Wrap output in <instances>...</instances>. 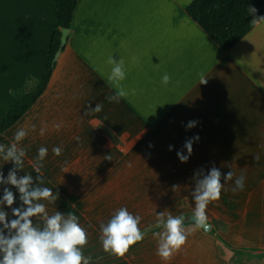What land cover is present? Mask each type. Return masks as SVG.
<instances>
[{"label": "crops", "instance_id": "1", "mask_svg": "<svg viewBox=\"0 0 264 264\" xmlns=\"http://www.w3.org/2000/svg\"><path fill=\"white\" fill-rule=\"evenodd\" d=\"M192 1L80 0L46 90L0 134V144L10 146L19 128L28 131L18 144L27 152L18 175L35 179V166L43 164L42 186L58 199L41 202L49 215L58 210L79 218L88 237L84 255L91 256L92 264H230L229 251L223 252L218 239L195 224L184 226L186 243L168 260L157 255L154 233L163 229L146 234L124 256L105 252L100 242V224L113 215L103 204L127 205L143 219L151 210L142 208L144 203L165 202L167 187L194 189V174L213 166L234 173L220 202L237 204L227 216L236 234L244 237L247 229L260 237L258 242L264 241V19L224 51L188 15ZM55 25L54 0H0V121L16 103L13 91L23 89L29 77L42 76ZM112 57L123 61L127 72L121 85L128 94L118 103L107 99L117 90L107 80ZM165 74L170 77L167 84L162 82ZM96 104L102 105L100 112L92 111ZM189 121L196 127L187 129ZM241 133L252 134V147H230ZM196 136L191 156L182 163L177 152L187 155L184 144ZM42 146L48 155L41 162ZM55 147L61 148L58 156ZM12 167L0 158L5 176ZM240 175L245 176L244 190L233 192ZM133 180L145 188L144 198L151 194L154 199L138 200L130 191ZM117 183L123 187L121 195L86 196ZM6 187L18 200L17 190ZM90 201L97 206L88 211ZM32 219L43 223L39 217Z\"/></svg>", "mask_w": 264, "mask_h": 264}, {"label": "clouds", "instance_id": "2", "mask_svg": "<svg viewBox=\"0 0 264 264\" xmlns=\"http://www.w3.org/2000/svg\"><path fill=\"white\" fill-rule=\"evenodd\" d=\"M250 13L256 14L255 7H249ZM109 63L113 65L111 73L107 77L110 85L116 87V93L107 97L110 102H119L127 96V91L121 85L126 79L127 72L123 61H116L110 58ZM170 77L165 74L162 82L167 84ZM202 83H206L204 80ZM90 107V106H89ZM102 110L101 104L92 108L94 112ZM187 129L196 127L195 121H189ZM45 129H41L43 135ZM28 135V131L19 128L14 135V143L10 146L0 144V158L5 163L11 162L13 167L7 176L0 168V186L3 187V194L0 195V264H92L91 256L84 255V247L88 244V237L85 229L80 225L79 218L71 213L67 215L56 210L49 215L46 204H53L57 201L58 195L48 187H43L44 176L40 174L43 164L35 166L37 173L35 179L31 174L18 175L23 170L24 157L27 152L18 144ZM196 136L185 142L184 148L187 155L177 152V157L182 163H186L193 151V142L198 140ZM172 150V146H169ZM55 155H60L61 148H53ZM48 155L46 147L38 149V160L44 161ZM234 173L229 171L222 173L215 166L207 173L203 169L194 174L195 188L192 197L195 201V213L192 216L197 227H206V208L209 203L219 201L221 192L225 189L228 181H233ZM13 186L19 196L6 187ZM245 187V176L240 175L234 180L233 192L243 191ZM18 206L13 207L17 204ZM11 210L12 219H9ZM33 217H39L43 221V227L34 226ZM142 217L139 214H132L126 207L116 210L109 221L100 224V242L105 252L113 255L124 256L129 248L145 239L146 231L139 226ZM184 218L174 217L171 214L165 216L164 212L156 214V227L163 231L154 233L158 237L157 255L168 260L175 252L182 249L187 240V233L183 227Z\"/></svg>", "mask_w": 264, "mask_h": 264}, {"label": "trees", "instance_id": "3", "mask_svg": "<svg viewBox=\"0 0 264 264\" xmlns=\"http://www.w3.org/2000/svg\"><path fill=\"white\" fill-rule=\"evenodd\" d=\"M80 0H54L56 25L47 52L42 76L28 78L23 89H15V105L0 121V134L16 124L46 90L56 66V55L61 45V29H72L74 14ZM249 7H255V15ZM188 15L222 50L230 51L264 19V0H193L187 7ZM29 87V90H25Z\"/></svg>", "mask_w": 264, "mask_h": 264}, {"label": "rangeland", "instance_id": "4", "mask_svg": "<svg viewBox=\"0 0 264 264\" xmlns=\"http://www.w3.org/2000/svg\"><path fill=\"white\" fill-rule=\"evenodd\" d=\"M25 90H29V87ZM237 137H234L231 142L232 145L230 147L233 146L234 148H249L253 146V136L251 133H241ZM72 170L73 171H71L70 174L76 177V170ZM81 173L83 172L78 168V174ZM154 174L156 176L161 174L164 177H170L172 173L154 172ZM173 174L175 175L176 173ZM180 174L183 173L181 172ZM116 176H118V172L116 173ZM134 180L132 182L133 187H131L130 191H132V194L138 197V200L143 201L144 199H154L151 194H149L148 197L144 198L143 196L146 192L145 188L140 187L139 181ZM98 189L95 188L86 196H116L121 195L123 192V187H121L119 183L110 188ZM156 189L159 190V187ZM192 191H194V189L189 187H167L165 189V202L159 203L157 205H153V203H147L148 205H145L144 203L142 208H145V206H149L151 210L149 212V215L141 220V224L139 225L141 229L145 230L146 234L162 229L156 227V214L160 212H164L165 216L171 214L174 217H183V227L194 224L196 225V223L192 220V216L195 213V201L192 197ZM220 200L214 201L206 208V223L211 225L210 230L206 231L204 227L200 228L204 231V233L211 234L213 237H216L218 239V245H220L223 252L226 250L229 251L230 264H264V241L258 242L260 237H254V235L251 233L248 234L249 230L247 229L243 230V232H245L246 234L244 235V237L237 235V229L231 226V219L227 218L228 215H231L233 209L237 208V204L222 203L220 202ZM141 204L139 205V207L142 206ZM93 206H97L96 203L94 204L93 201L88 202V204L86 205V207H88L87 210L91 211ZM117 206L118 205L116 203H105L102 205L103 209L112 214L119 209L117 208ZM124 206L127 207V205H120V207ZM33 222L34 226H39L41 228L43 227V223L41 221L35 220ZM256 231H261V229L258 230V228H256ZM251 239H256V241L251 242Z\"/></svg>", "mask_w": 264, "mask_h": 264}, {"label": "water", "instance_id": "5", "mask_svg": "<svg viewBox=\"0 0 264 264\" xmlns=\"http://www.w3.org/2000/svg\"><path fill=\"white\" fill-rule=\"evenodd\" d=\"M62 35H61V45H60V50L58 51L55 60H57V58L59 57V55L61 54L62 50L64 49V47L66 46V43L68 41V37L70 34V29L68 28H62L61 29ZM192 220L195 222L194 218L192 217ZM211 225L206 223V227H204V229L210 230Z\"/></svg>", "mask_w": 264, "mask_h": 264}]
</instances>
